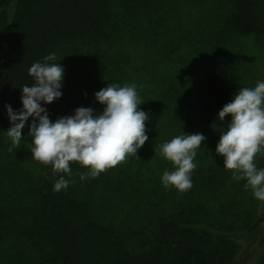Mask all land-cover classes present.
I'll use <instances>...</instances> for the list:
<instances>
[{
	"label": "trees",
	"instance_id": "1",
	"mask_svg": "<svg viewBox=\"0 0 264 264\" xmlns=\"http://www.w3.org/2000/svg\"><path fill=\"white\" fill-rule=\"evenodd\" d=\"M248 34L264 52V0H0V264H237L242 234L251 264H264V202H249L215 151ZM52 52L64 69L62 96L41 105L52 122L80 107L101 114L96 92L135 84L154 152L177 135L206 137L191 189H161L139 151L83 181L72 163L64 178L75 183L54 191L60 177L31 156V117L9 151L6 106L21 110L29 68Z\"/></svg>",
	"mask_w": 264,
	"mask_h": 264
},
{
	"label": "clouds",
	"instance_id": "2",
	"mask_svg": "<svg viewBox=\"0 0 264 264\" xmlns=\"http://www.w3.org/2000/svg\"><path fill=\"white\" fill-rule=\"evenodd\" d=\"M51 61H56L55 52L29 68L28 75L34 84L22 87L21 110L14 112L11 106H6L12 125L6 136L11 140L9 151L18 148L25 122L32 118L28 131L32 138V159L50 166L53 175L60 177L53 188L59 192L75 183L64 178L71 177L72 163L87 169L80 174L83 181L127 163L130 156L137 157L148 140L149 113L140 110L142 101L135 84H108L94 94L96 102L104 106L101 114H94L90 107H80L73 115L52 122L41 105L51 104L62 96L64 69ZM225 117H230V122L219 135L216 155L223 157V167L234 180L246 181L245 189L264 202V168H258L256 163L257 156H264V81L233 94L217 116L220 120ZM205 139L200 133L182 134L160 146L162 158L174 168L161 177L166 189H175L180 194L191 189L192 173L197 167L194 159Z\"/></svg>",
	"mask_w": 264,
	"mask_h": 264
},
{
	"label": "rangeland",
	"instance_id": "3",
	"mask_svg": "<svg viewBox=\"0 0 264 264\" xmlns=\"http://www.w3.org/2000/svg\"><path fill=\"white\" fill-rule=\"evenodd\" d=\"M12 6L8 7L7 10H10ZM239 49L241 50L240 57L244 56L245 61L242 60L243 64H236L235 67L232 69L234 70L235 76H234V84L237 86V92L239 89L243 87H255L256 83L258 81L264 80V52H262L260 49H258L254 45V37L251 34L245 35L241 38V46H239ZM251 57L254 62V68L253 72L251 71ZM249 67V68H248ZM231 70V71H232ZM263 79V80H261ZM149 88L146 91V96L151 97L156 95V91L154 90V87H145ZM149 119L147 122V136L148 140L146 143L138 150L141 153L149 152V160L148 164L152 168L151 171L154 172L156 177H159L160 180V187L161 189H165V187L161 183V177L164 173V168L170 164V162L166 161L162 158L160 154V150H157L154 152V150L151 149L150 145V133L151 131V125H150ZM230 122V118L228 122L226 123L227 127ZM154 152V153H153ZM256 163L258 168H264V156H257ZM249 202H251V196L252 192L251 190H247V193L244 195ZM254 198V197H253ZM255 201L257 199L254 198ZM259 201V200H258ZM260 213L262 215L261 221L257 225L258 228L262 229V232H264V204L260 207ZM237 244L240 249L239 258L237 260V264H251V234L248 235H239L236 237ZM257 249L259 247V244L256 243ZM264 242V238H263Z\"/></svg>",
	"mask_w": 264,
	"mask_h": 264
}]
</instances>
